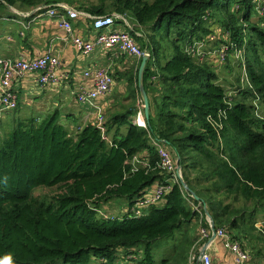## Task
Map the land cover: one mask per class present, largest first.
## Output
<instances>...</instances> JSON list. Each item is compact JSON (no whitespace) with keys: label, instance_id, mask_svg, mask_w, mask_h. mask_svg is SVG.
<instances>
[{"label":"trees","instance_id":"1","mask_svg":"<svg viewBox=\"0 0 264 264\" xmlns=\"http://www.w3.org/2000/svg\"><path fill=\"white\" fill-rule=\"evenodd\" d=\"M0 2L29 9L59 0ZM254 4L255 0H107L90 5L91 14L104 16L110 8L130 15L137 29L146 33L140 41L153 54L144 79L149 131L130 119L141 99L142 61L125 76L129 98L104 113L111 143L94 123L69 129L58 111L43 120L15 123L11 134L0 139V264H91L94 259L116 264L121 252L128 258L139 245L146 250L134 264H156L155 243L198 219V212L186 199L189 192L174 184L161 207L151 205L143 217L132 216L135 203L169 177L158 167L154 142L179 156L183 181L205 203L203 196L208 198L216 228L229 219L222 228L236 240L231 232L239 226L237 215L245 223L248 214L247 224L256 227L254 219L264 213V120L255 107L264 106V19ZM255 14L259 21L252 22ZM214 24L228 36V56L240 52L239 68L247 74L232 95L207 62L186 51L207 41L209 25ZM135 157L148 167L133 171ZM196 170L201 174L195 180ZM206 184L211 187L203 188ZM40 189L54 193L44 200L35 195ZM213 196L243 199L253 209L224 206ZM114 199L126 201L129 211L121 220L104 219L98 211Z\"/></svg>","mask_w":264,"mask_h":264},{"label":"crops","instance_id":"2","mask_svg":"<svg viewBox=\"0 0 264 264\" xmlns=\"http://www.w3.org/2000/svg\"><path fill=\"white\" fill-rule=\"evenodd\" d=\"M56 4L64 3L41 4L38 7L28 9L21 6H8L0 2V58L34 59L51 51L60 59L58 82L43 87L39 83V75L30 73L24 79L13 83V88L19 95V108L12 112L17 115L12 120V113H0V135L4 129L13 128L18 121H28L32 118L43 120L56 111L61 112L63 125L71 130L78 129L71 122L73 120L81 122L79 127L87 126L94 122L97 113L90 105L79 104L74 97V93L78 89L87 90L93 85L91 79L85 78L86 72L111 65L116 80L122 76L125 78L127 71H135L140 65L139 61L127 57L112 61L110 54L103 50H96L88 56L82 54L73 45L67 33L60 28L56 18L44 15L38 18L36 13L38 9L43 10ZM65 5L79 11L77 4ZM81 15L82 17L72 24L73 34L85 40L95 38L96 34L92 28V15L83 13ZM147 51L150 52L148 48ZM117 86L119 87V82L117 84L116 80L113 92L108 97L96 101V105L104 113L126 98V91L119 90ZM68 117H71L72 120ZM134 118L135 115L130 118L132 123ZM8 119L9 124L6 125V128H1ZM2 138L0 136V139ZM152 190L153 188L149 191ZM110 204L111 202L106 206ZM128 211L129 206L123 211L122 218ZM199 238L200 233H197L192 240H189L190 248L192 245H197L200 253L206 250L211 254L212 264H236L233 256L224 248L220 240L211 236L208 241L203 240L200 244ZM261 240L262 237L255 233L242 235L240 242H242L245 251L250 254L252 264H264V245L260 243ZM120 254L119 258L123 256L122 252ZM188 257V254L184 257V264H189ZM101 263V260L97 261V264ZM119 263L121 261H118L117 264Z\"/></svg>","mask_w":264,"mask_h":264},{"label":"built area","instance_id":"3","mask_svg":"<svg viewBox=\"0 0 264 264\" xmlns=\"http://www.w3.org/2000/svg\"><path fill=\"white\" fill-rule=\"evenodd\" d=\"M256 11L259 16L264 19V0L257 5ZM44 12V14H41ZM38 18L49 16L58 20L59 26L63 29L73 45L85 56L93 54L96 50H103L110 54L112 61H117L121 58H129L131 60L142 61L146 56L151 60L153 54L141 50L133 37V27L130 25V17L128 15H106V16H91L92 28L96 34L95 38L87 39L79 38L73 34V22L79 20L82 15L79 11L70 8L65 4H56L45 9H38L36 11ZM213 40V38H212ZM208 41V40H207ZM196 43L194 46L187 47L186 51L190 55H196L203 59L205 52L203 46L206 42ZM227 45L223 46L220 55L228 53ZM149 60V61H150ZM111 65L107 67L97 68L86 72L85 78L92 80V87L85 89H78L74 93L76 101L81 105L91 106L97 113V121L94 123L96 127L102 131L104 139L111 143L110 138L106 137L107 130L105 128V118L103 111L96 105L99 99L108 97L113 92L116 80L112 72ZM60 68V59L51 51L46 52L43 56L34 59L24 58H0V113H12L19 107V95L13 88V83L22 80L30 73L39 75V83L41 86H49L52 83L59 81L58 70ZM155 70V66L153 67ZM153 81H157V77H152ZM256 115L260 120H264V112H261L260 107L256 106ZM145 107L142 99H139L136 104V115L133 119V125L139 129H149L145 124ZM154 147L159 151L158 167L166 172L169 177L165 180V184L156 183L152 186L153 190L141 197L131 209L132 216L140 218L145 215L144 210L149 209L151 205L161 202L166 194L171 190L172 185L180 184L183 180V174L177 167L176 161L169 151L162 143L154 142ZM133 171L138 170L141 165L148 167V164L139 157L133 159ZM151 188V189H152ZM150 190V189H149ZM104 219H111L105 215L102 210L98 211ZM207 228L200 231L199 243L207 240L214 234L215 238L220 240L224 248L230 252L236 264H252L251 256L245 251L242 244L236 241L225 229L216 228L213 232V223L207 222ZM197 242V243H198ZM139 258L131 255L125 258L126 264H134ZM211 254L206 250L200 253V249L196 245L189 255V264H212Z\"/></svg>","mask_w":264,"mask_h":264},{"label":"rangeland","instance_id":"4","mask_svg":"<svg viewBox=\"0 0 264 264\" xmlns=\"http://www.w3.org/2000/svg\"><path fill=\"white\" fill-rule=\"evenodd\" d=\"M103 1H107V0H59V3L77 4L79 6L77 9H79V11L83 14H86V15L90 14L92 16H101V15L91 14L89 9H91L90 5H100ZM260 1L262 0H255L254 6H257V4ZM113 14H118V13L111 12L110 8L109 9L106 8V13L104 16L113 15ZM129 17H130L129 23L133 27V32H132L134 33L133 37L135 41L137 42V44L140 46L141 50L145 52L147 51V49L144 48L142 42L140 41V38L144 37L146 33H141V31L138 30L136 25L134 24L133 17L130 15ZM256 21H259L257 14H255L254 17L252 18V22H256ZM209 28L212 33L208 37L206 46H203L202 51L205 52V57H203L202 61L204 60L205 62L209 64L210 67H212L211 69H213L220 78L218 83L224 86L225 88H227L228 92H230L229 94H231V92H233L235 89L241 86L242 81L243 83H245L244 79L247 78L246 72L243 69L239 68V61L241 59L240 52L235 51L233 54L229 56H228V53L226 54V56H224V54L220 55V52L223 46L227 45L231 47V45L227 44L226 42L228 41V36L226 32L223 30V28L222 29L220 27L217 28V25L215 24L209 25ZM116 80H117V84L119 82V87L117 86V88L119 90L126 91L125 100H127V98H129L130 93H131L130 87L127 84V80L124 78V76H122L119 79L116 78ZM139 97H141L140 94H139ZM139 97L136 99V101L139 99ZM258 107H260L261 112H264V106L262 107L258 106ZM16 116L17 115L15 113H12L11 120L15 119ZM96 121H97V116L94 122L92 123H95ZM61 122L64 124L63 119H61ZM71 122L74 124L75 127L81 126L80 121L73 120ZM8 124H9V119L7 122H5L4 125L1 126V128H4V127L6 128V125ZM11 130L12 128L4 129L3 132H1L2 134L0 135L1 138L2 137L4 138L5 137L4 135L8 137V135L11 134ZM74 130H76V128ZM168 148L176 161L177 167H180L181 162H180L179 156L176 154L173 148H170V147ZM200 171L201 170H196L194 172L193 178L195 180L196 178L200 176L201 174ZM180 172L181 173L183 172L182 168L180 169ZM207 187H211V185L206 184L203 188L207 189ZM200 189L201 188L199 187L197 188L198 191ZM53 193H54V190L51 191L48 189H40L36 192L35 195L45 200L46 198L47 199L51 198ZM203 197L205 198V200H207V203H208V198L206 199L205 196ZM213 197H214L213 198L214 201L219 202V203L221 202L224 206L231 204L233 208L240 210V211L245 210L246 208V211L249 212L253 209L251 207V204L244 202L243 199L234 200L233 197H227V196H213ZM186 199L190 207L196 212H198V219L194 220L192 223L188 225H185L177 229L175 233L171 237H169V239L160 240L155 243L153 247V255H154L155 263L157 264H164V263L165 264H184V257L187 254L190 255V253L193 251L194 247L196 246V245L194 246L192 245L193 247L191 246L190 248L189 240L190 239L192 240V238L196 236L197 233L199 234L201 230H203L204 228H207L208 221H211L212 223H214L212 213H210V209L207 203H205L200 198H199L200 201H196L190 192H189V195H187ZM46 203H48V201H46ZM158 205H160L161 207V203L160 204L158 203ZM127 206H128V203L126 201L121 200V199H114V200H111V204L109 206H106V205L102 206L101 210L109 218L113 217L118 220H121L123 211L127 208ZM144 213L148 214L149 209L144 210ZM237 218L239 220V226L238 228L232 230L233 232H231L233 236L236 238V241H241L242 235H246L248 233L250 234L255 233V234L260 235V237H262V240L260 241V243L264 245V234L262 233V229L260 230L257 228V225H261V228H263L264 226V213H260L259 215H257L256 219H254V221L257 224L256 227L249 226V224H247V221H250L249 219L251 218L249 214L245 218V221H246L245 223H243L242 220H240L242 219L240 215H237ZM228 221L229 219L225 220L224 222L225 224L221 226L223 228L226 227L228 225L227 223ZM214 224L216 225V223ZM145 250H146L145 245H139L133 248L134 255L136 256V258H139V259L143 256ZM122 254L123 256H121V258L119 259L121 263L119 264H123V263L126 264V262L123 260V258H126L124 256L126 253L122 252ZM91 264H97V260L94 259Z\"/></svg>","mask_w":264,"mask_h":264},{"label":"water","instance_id":"5","mask_svg":"<svg viewBox=\"0 0 264 264\" xmlns=\"http://www.w3.org/2000/svg\"><path fill=\"white\" fill-rule=\"evenodd\" d=\"M149 56H146L142 62H141V65L138 69V72H139V75H138V90L140 91V96H141V99L144 103V107H145V119L148 120L149 117H150V102H149V96H148V93L147 91H145V84H144V79H145V74H146V66L149 62ZM179 169H181V167H179ZM181 186L184 187V189L186 190V192H190L193 196V198L196 200V201H200V199L197 197V195L192 192L189 188V186L186 185V183L181 180ZM215 230V224L213 223V232ZM213 238H215V235L213 234L212 235Z\"/></svg>","mask_w":264,"mask_h":264},{"label":"bare ground","instance_id":"6","mask_svg":"<svg viewBox=\"0 0 264 264\" xmlns=\"http://www.w3.org/2000/svg\"><path fill=\"white\" fill-rule=\"evenodd\" d=\"M262 229V228H261ZM259 231V230H258ZM242 244V243H241Z\"/></svg>","mask_w":264,"mask_h":264}]
</instances>
